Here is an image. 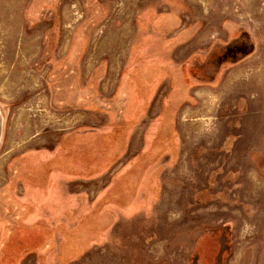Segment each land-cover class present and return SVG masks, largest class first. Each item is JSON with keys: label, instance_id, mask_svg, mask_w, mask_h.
<instances>
[{"label": "rangeland", "instance_id": "1", "mask_svg": "<svg viewBox=\"0 0 264 264\" xmlns=\"http://www.w3.org/2000/svg\"><path fill=\"white\" fill-rule=\"evenodd\" d=\"M0 264H264V0H0Z\"/></svg>", "mask_w": 264, "mask_h": 264}, {"label": "flooded vegetation", "instance_id": "2", "mask_svg": "<svg viewBox=\"0 0 264 264\" xmlns=\"http://www.w3.org/2000/svg\"><path fill=\"white\" fill-rule=\"evenodd\" d=\"M240 51L238 50V48H232L230 49V51H226L225 53H223L222 56H220L219 60H217L218 63H216V66L219 65V63H221L223 60L226 59H230L231 57H235L236 55H239Z\"/></svg>", "mask_w": 264, "mask_h": 264}]
</instances>
